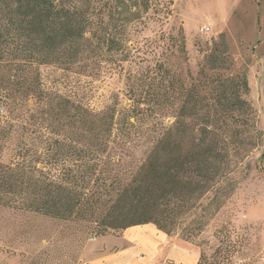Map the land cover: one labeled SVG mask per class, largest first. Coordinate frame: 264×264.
<instances>
[{"label":"trees","instance_id":"obj_1","mask_svg":"<svg viewBox=\"0 0 264 264\" xmlns=\"http://www.w3.org/2000/svg\"><path fill=\"white\" fill-rule=\"evenodd\" d=\"M172 4L0 0L1 208L89 223L97 237L147 223L189 243L204 232L235 190L228 173L246 146L252 110L246 76L225 75L233 62L224 35L212 41L195 82L185 86L164 69L163 92L148 83L134 98L138 107L120 117L115 106L96 112L49 91L41 78L45 66L83 73L126 62L129 43L162 27ZM176 41L185 52L181 28ZM144 116L156 125L143 131ZM166 116L169 125L160 122ZM215 238L196 264L232 263L228 235Z\"/></svg>","mask_w":264,"mask_h":264},{"label":"rangeland","instance_id":"obj_2","mask_svg":"<svg viewBox=\"0 0 264 264\" xmlns=\"http://www.w3.org/2000/svg\"><path fill=\"white\" fill-rule=\"evenodd\" d=\"M172 5L162 27L152 26L133 40L136 43H129L126 62H102L83 73L45 66L41 67L42 82L47 90L96 112L115 106L120 117L124 110L138 107L134 98L149 91L148 83L158 82V92H163L164 69L185 86L195 82L212 41L224 35L233 62L225 75L246 76L244 99L252 109L247 131L241 136L246 146L232 158L228 173V179L236 183L235 190L218 213L210 218L207 213L208 225L194 243L181 239L179 231L166 236L200 254L201 250L209 253L218 244L216 236L221 239L227 234L232 245L231 264H264V0H173ZM179 28L185 36V52H180L176 41ZM139 108L149 113L144 104ZM172 121L170 116L160 120L167 125ZM155 125L150 116H144L139 126L144 131ZM249 142L255 143L254 147ZM138 156L140 152H136ZM208 198L200 204L205 206ZM209 209L214 212L215 205ZM94 240L93 245L100 249L120 244L112 235L97 237L89 223L58 221L0 207V264H78ZM153 264L171 263L159 258Z\"/></svg>","mask_w":264,"mask_h":264},{"label":"crops","instance_id":"obj_3","mask_svg":"<svg viewBox=\"0 0 264 264\" xmlns=\"http://www.w3.org/2000/svg\"><path fill=\"white\" fill-rule=\"evenodd\" d=\"M107 235L116 237L120 244L100 249L93 245L94 240L85 251V259L78 264H153L159 258L171 264H196L199 257L188 244L170 242L165 233L150 223Z\"/></svg>","mask_w":264,"mask_h":264}]
</instances>
